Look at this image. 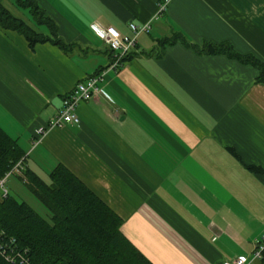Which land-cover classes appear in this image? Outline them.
<instances>
[{
	"label": "crops",
	"instance_id": "1",
	"mask_svg": "<svg viewBox=\"0 0 264 264\" xmlns=\"http://www.w3.org/2000/svg\"><path fill=\"white\" fill-rule=\"evenodd\" d=\"M36 1L73 47L32 49L0 27V126L25 151L24 167L48 180L65 165L123 219L122 232L152 264L250 255L264 233V82L251 63L181 42L162 51L158 40L179 31L264 62V0H169L162 12L165 0ZM0 3L50 33L29 7ZM149 21L125 63L109 68L110 47L92 25L130 34L129 23ZM103 71V93L79 104L80 123L38 140L64 97Z\"/></svg>",
	"mask_w": 264,
	"mask_h": 264
},
{
	"label": "trees",
	"instance_id": "2",
	"mask_svg": "<svg viewBox=\"0 0 264 264\" xmlns=\"http://www.w3.org/2000/svg\"><path fill=\"white\" fill-rule=\"evenodd\" d=\"M14 1L29 7L38 22L48 25L50 33L37 31L2 3L0 27L24 35L32 49L37 43L49 41L65 51L73 47L58 36L55 22L45 15L36 0ZM158 42L162 51L167 45L181 42L198 53L226 54L251 63L258 69L256 81L264 82V62L254 55L239 53L229 42L207 41L200 45L179 31ZM110 51L113 61V50ZM23 158L25 151L17 139L0 126V177ZM248 167L263 171L255 165ZM20 177L49 210L51 218L48 220L31 204L11 193L0 199V231L16 239L13 252L17 256L13 263L0 251V264H152L122 232L123 219L65 165L53 168L48 180L30 168H25ZM258 264H264V252Z\"/></svg>",
	"mask_w": 264,
	"mask_h": 264
},
{
	"label": "built area",
	"instance_id": "3",
	"mask_svg": "<svg viewBox=\"0 0 264 264\" xmlns=\"http://www.w3.org/2000/svg\"><path fill=\"white\" fill-rule=\"evenodd\" d=\"M169 0H165L160 4V12L165 10ZM93 28L107 42L108 46L113 50L114 58L109 68L118 69L124 63L127 55L136 48L138 44V36L142 32H149L152 29L151 21L142 25L129 23L130 34L122 33L115 26H101L94 23ZM105 71L88 77L86 80L79 82L75 88L64 97L61 110L55 115L47 125L37 129L38 140L54 127H60L65 124H79L80 117L77 113L79 104L83 101L90 100L94 95L103 93L100 82L103 80ZM24 163L18 161L14 167L8 171L5 176L0 177V199L5 198L10 193L7 186L9 179L14 175H21L24 171ZM16 246V239L8 236L3 230L0 231V251L10 262H16V254L13 252ZM264 252V233L256 240L254 251L250 255H239L232 264H258ZM230 264V263H226Z\"/></svg>",
	"mask_w": 264,
	"mask_h": 264
},
{
	"label": "rangeland",
	"instance_id": "4",
	"mask_svg": "<svg viewBox=\"0 0 264 264\" xmlns=\"http://www.w3.org/2000/svg\"><path fill=\"white\" fill-rule=\"evenodd\" d=\"M14 14L20 15L21 13L18 12V10H15V8L8 3L5 4ZM18 9L22 11V9L31 16V13L28 9L20 8L18 6ZM21 16V15H20ZM23 16V15H22ZM29 17V16H27ZM24 161V158L21 159ZM20 161V160H19ZM24 163V162H23ZM47 179V177H46ZM10 193L14 196H16L19 200H23L31 204L36 210H38L39 213H41L45 218L50 220L51 213L49 210L37 199V197L31 192V190L26 186L25 182L17 177V174H14L7 184Z\"/></svg>",
	"mask_w": 264,
	"mask_h": 264
}]
</instances>
